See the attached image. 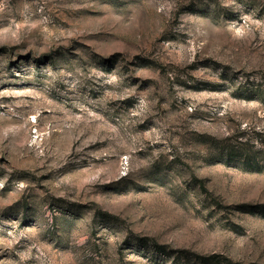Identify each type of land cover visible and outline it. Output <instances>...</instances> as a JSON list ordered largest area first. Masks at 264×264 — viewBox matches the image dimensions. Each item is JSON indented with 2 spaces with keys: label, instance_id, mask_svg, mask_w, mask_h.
Segmentation results:
<instances>
[{
  "label": "rangeland",
  "instance_id": "1",
  "mask_svg": "<svg viewBox=\"0 0 264 264\" xmlns=\"http://www.w3.org/2000/svg\"><path fill=\"white\" fill-rule=\"evenodd\" d=\"M264 264V0H0V264Z\"/></svg>",
  "mask_w": 264,
  "mask_h": 264
},
{
  "label": "trees",
  "instance_id": "2",
  "mask_svg": "<svg viewBox=\"0 0 264 264\" xmlns=\"http://www.w3.org/2000/svg\"><path fill=\"white\" fill-rule=\"evenodd\" d=\"M218 262H219V261L217 260V261H215L214 263L217 264ZM219 263H220V262H219Z\"/></svg>",
  "mask_w": 264,
  "mask_h": 264
}]
</instances>
